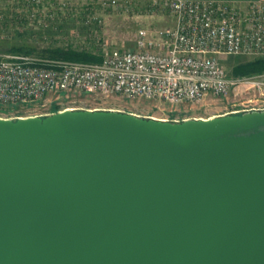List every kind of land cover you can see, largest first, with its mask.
<instances>
[{"label": "water", "instance_id": "water-1", "mask_svg": "<svg viewBox=\"0 0 264 264\" xmlns=\"http://www.w3.org/2000/svg\"><path fill=\"white\" fill-rule=\"evenodd\" d=\"M0 264H264V111L0 119Z\"/></svg>", "mask_w": 264, "mask_h": 264}, {"label": "built area", "instance_id": "built-area-1", "mask_svg": "<svg viewBox=\"0 0 264 264\" xmlns=\"http://www.w3.org/2000/svg\"><path fill=\"white\" fill-rule=\"evenodd\" d=\"M152 2L167 9L173 23L158 34L139 30L135 50L113 49L100 64L1 55L0 105L39 104L49 96L77 94L147 99L172 107L195 104L226 96L236 85L223 58H264V3ZM249 83L264 90V80Z\"/></svg>", "mask_w": 264, "mask_h": 264}, {"label": "rangeland", "instance_id": "rangeland-1", "mask_svg": "<svg viewBox=\"0 0 264 264\" xmlns=\"http://www.w3.org/2000/svg\"><path fill=\"white\" fill-rule=\"evenodd\" d=\"M172 23L169 11L152 1H118L112 4L0 0V56L14 51L35 59L60 61L72 53H85L101 55L103 59L105 53L113 49L135 50L139 30L158 34ZM257 59L261 57L223 58L227 73L237 82L236 85L226 96L209 97L200 103L172 107L147 99L113 97L99 100L84 94L64 95L59 99L49 96L39 104L0 105V119L48 117L70 109L117 111L141 118L181 123L189 119L252 112L264 107V90L253 88L249 82L263 81L264 72L250 75L244 70Z\"/></svg>", "mask_w": 264, "mask_h": 264}, {"label": "trees", "instance_id": "trees-1", "mask_svg": "<svg viewBox=\"0 0 264 264\" xmlns=\"http://www.w3.org/2000/svg\"><path fill=\"white\" fill-rule=\"evenodd\" d=\"M14 52V51H13ZM19 53V52H17ZM73 55H66L64 58L60 59L67 62H78V63H90V64H100L102 62V57L93 56L85 53H72ZM244 72L252 74H261L264 72V58L257 59L254 62L246 66Z\"/></svg>", "mask_w": 264, "mask_h": 264}, {"label": "crops", "instance_id": "crops-1", "mask_svg": "<svg viewBox=\"0 0 264 264\" xmlns=\"http://www.w3.org/2000/svg\"><path fill=\"white\" fill-rule=\"evenodd\" d=\"M49 1H68V2H81V3H111L113 1H129V2H149L153 0H49ZM165 1V0H159ZM183 1H195V2H218L229 4L246 5L250 3H264V0H183Z\"/></svg>", "mask_w": 264, "mask_h": 264}]
</instances>
